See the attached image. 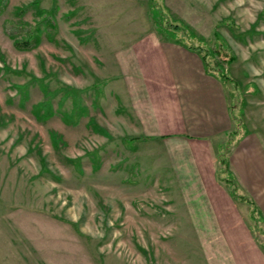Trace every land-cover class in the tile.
I'll return each mask as SVG.
<instances>
[{"label": "rangeland", "instance_id": "rangeland-1", "mask_svg": "<svg viewBox=\"0 0 264 264\" xmlns=\"http://www.w3.org/2000/svg\"><path fill=\"white\" fill-rule=\"evenodd\" d=\"M170 38L206 56L229 101L211 186L192 142L149 134L141 116L144 57ZM214 50L235 57L227 79ZM246 136L264 152V0H0V264H234L219 242L264 250V209L230 166Z\"/></svg>", "mask_w": 264, "mask_h": 264}, {"label": "crops", "instance_id": "crops-1", "mask_svg": "<svg viewBox=\"0 0 264 264\" xmlns=\"http://www.w3.org/2000/svg\"><path fill=\"white\" fill-rule=\"evenodd\" d=\"M161 43L160 49H153L143 60L150 78L138 88L141 116L151 129L149 134L192 142L200 179L211 186L215 180L209 171L216 160L214 150L234 129L224 85L206 72L198 53L173 42ZM247 137L232 151L230 166L264 209V152L253 140L242 146ZM217 143L222 144L218 147ZM218 248L234 264H264V250L257 242H219Z\"/></svg>", "mask_w": 264, "mask_h": 264}, {"label": "trees", "instance_id": "trees-1", "mask_svg": "<svg viewBox=\"0 0 264 264\" xmlns=\"http://www.w3.org/2000/svg\"><path fill=\"white\" fill-rule=\"evenodd\" d=\"M153 15H154V17L156 18V12L154 11V13H153ZM165 41H169V42H173V43H176V44H180V45H182V46H184V47H186V48H188V49H190V50H192V51H194V52H196V53H198L200 56H201V58H202V60H203V62H204V66H205V69H206V72L208 73V74H211V75H214L213 74V72L212 71H210L209 70V68H208V64H207V60H206V56L204 55V54H201V52L200 51H197V49L194 47V46H191V45H187L186 43H183V42H181L179 39H177V38H173V39H165ZM24 43V45L23 44H21V42L20 41H16V46L17 47H19V48H23V47H29L30 45L28 44V42L26 41V42H23ZM214 54L216 55V57L217 58H219V60L220 59H222L221 57H222V52H221V50H214ZM235 60V57L232 55L231 57H229V58H225V59H222L219 63V66H220V70H221V72H219V75H220V77L221 78H223V79H227L228 77L225 75V73H224V71H225V66H224V63H232L233 61ZM231 111V110H230ZM223 157V156H222ZM221 157V158H222ZM220 158V159H221ZM223 159V158H222ZM221 163H223V161L221 160ZM226 182L227 183H230L231 184V181H229V180H226ZM231 194L233 195V196H235V197H243V196H239V194H237V192H236V188H234V189H232L231 190ZM245 199V198H244ZM252 204V206H253V211H254V213L256 212V206H255V204L252 202L251 203Z\"/></svg>", "mask_w": 264, "mask_h": 264}]
</instances>
